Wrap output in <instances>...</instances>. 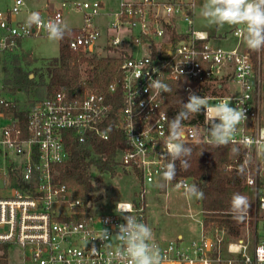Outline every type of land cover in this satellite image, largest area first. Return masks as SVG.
Instances as JSON below:
<instances>
[{
	"label": "built area",
	"instance_id": "1",
	"mask_svg": "<svg viewBox=\"0 0 264 264\" xmlns=\"http://www.w3.org/2000/svg\"><path fill=\"white\" fill-rule=\"evenodd\" d=\"M198 7V0H120L117 11H108L103 0H88L63 3L41 17L44 24H63L64 11H81L83 25L69 45L71 65L84 74V59L110 52L115 54L110 58L120 60V76L101 87L83 82V92L57 87L30 107L10 100L0 83V264L11 263L15 248L22 264H126V253L118 255L124 252L116 237L117 226L125 223L120 213L116 208L110 214L99 211L91 192L86 197L79 185L61 180V169L75 152L85 148L95 155V141L110 140L117 96L115 125L125 136L118 168L141 179L136 199L117 203L130 204L129 214L146 224L148 185H174L187 194V186L193 185L189 179L163 178L169 162L162 155L171 121L168 92L148 89L150 79L180 84L186 100L194 92L210 104L230 100V106L245 111L246 120L228 144L240 149L245 183L255 198L238 237L207 226L204 218L200 239L187 245L182 239H152L162 264H264V49L214 45L208 32L195 28ZM30 14L25 0H0V53L19 49L26 38L48 34L44 24L30 31L23 27L22 18ZM233 34L242 39L238 28ZM207 127L204 115L183 123L181 142L209 144ZM104 229L110 237L103 240Z\"/></svg>",
	"mask_w": 264,
	"mask_h": 264
},
{
	"label": "trees",
	"instance_id": "2",
	"mask_svg": "<svg viewBox=\"0 0 264 264\" xmlns=\"http://www.w3.org/2000/svg\"><path fill=\"white\" fill-rule=\"evenodd\" d=\"M203 1L198 0L199 5H202ZM76 32V29H66L64 38L59 40V56L49 60L47 66L43 67L44 69L41 68L47 74H40V82L32 78L33 72L27 69V66L31 64V57L28 54L20 55L17 52L6 56L3 65V83L8 93L16 95L18 92H26L29 96L33 94L34 97H38L41 95L40 89L43 86L46 87L47 96L54 87H65L70 92L77 90L83 92V82L91 88L101 87L119 77L120 60L117 58L94 56L84 59L86 62L84 74L80 72L79 67L71 65L73 54L69 45ZM94 74L95 77H93ZM83 77L86 78L83 79ZM47 79L48 82H46ZM169 88L171 91L168 92L167 110L172 119L180 111L181 101L186 103L187 100L180 84L171 83ZM213 93L217 94L218 90H214ZM36 101L29 100V105L25 106L30 107ZM113 106L109 127L110 140L105 142L97 139L95 155L85 148L78 150L71 162L61 169V180L79 185L86 197L92 190L91 170L98 169L115 175L118 168V152L125 149V136L115 125L120 110L119 96L113 98ZM197 119L202 120L203 113L192 115L183 123L188 121L195 123ZM185 145L192 149L190 157L187 158L190 167L184 170L180 166V161L177 160L176 176L172 181L187 178L203 192V198H198V200L201 202L207 226L224 229L232 237L240 236L241 228L245 224V214L253 213L255 208L254 191L247 187L245 170L241 168L243 155L240 149L233 148L229 144L216 146L212 143H187ZM235 157H238L239 161L235 162ZM230 166L233 168L229 169ZM234 193L243 194L248 198L249 207L242 212H233L231 209V198Z\"/></svg>",
	"mask_w": 264,
	"mask_h": 264
},
{
	"label": "clouds",
	"instance_id": "3",
	"mask_svg": "<svg viewBox=\"0 0 264 264\" xmlns=\"http://www.w3.org/2000/svg\"><path fill=\"white\" fill-rule=\"evenodd\" d=\"M201 15L213 25L223 27L225 24L237 26L243 42L248 49L259 51L264 49V0H206L202 6ZM44 24L38 12L31 13L23 27L31 30L33 26ZM49 40H61L65 36L66 25L59 21H48L44 24ZM203 35V34H199ZM148 89L157 93L169 92V86L158 79H150ZM205 117L207 133L210 143L216 146L227 145L237 126L246 120L245 111L230 106V100L210 104L208 99L190 92L187 102L181 101V109L169 122V133L163 144V156L169 162L163 173L166 181H172L176 176V161L187 170L190 165L187 158L192 149L183 141L182 123L192 115L201 114ZM187 194L196 198H203V192L195 185L187 186ZM249 207L247 196L234 193L231 198L233 212H242ZM131 205L117 203L116 212L120 213L125 223L118 225L116 237L123 242V253L126 264H162L161 254L150 242L153 239L152 229L144 223L138 222L130 213ZM110 237L104 229L101 239ZM95 249L93 248V251Z\"/></svg>",
	"mask_w": 264,
	"mask_h": 264
},
{
	"label": "rangeland",
	"instance_id": "4",
	"mask_svg": "<svg viewBox=\"0 0 264 264\" xmlns=\"http://www.w3.org/2000/svg\"><path fill=\"white\" fill-rule=\"evenodd\" d=\"M88 0H25L28 9L33 12H40L44 17L47 12H52L60 7L63 3L82 4ZM91 1V0H89ZM108 11H117L120 0H103ZM206 0L204 1V3ZM203 3V4H204ZM202 5H199L196 11L195 28L209 33L212 37L211 42L214 45L226 49L236 47H245L243 39L234 36L233 32L237 26L225 24L223 27L210 24L202 15ZM63 25L66 28H80L83 25V13L78 10H66L63 12ZM99 20V19H98ZM21 46L12 52L0 53V83L4 82V60L10 53H23L31 57V64L27 66L32 71L31 77L41 81L40 74L46 73L41 68L47 66V62L59 56V40H49L48 34L41 36H32L20 41ZM264 52V51H263ZM136 53H140L137 51ZM103 57H114V53H104ZM102 57V56H101ZM40 69V70H39ZM44 69V68H43ZM86 69V66L84 67ZM264 72V66L262 67ZM47 74V73H46ZM264 75V74H263ZM47 77V76H46ZM264 80V76H263ZM48 82V79L46 80ZM54 87L50 94L56 89ZM41 95L34 97L29 96L26 92H18L16 95H10V100H18L24 105H29V100H41L47 96L46 87H41ZM214 91L209 89V93ZM228 93L229 90H223ZM224 94V93H222ZM49 95V94H48ZM25 102V103H24ZM262 117L264 123V94L261 101ZM252 157V156H251ZM91 178L93 197L96 198V208L105 213L115 212L116 203L121 201L135 200L137 191L140 189L141 179L130 170L117 168L116 174L101 173L98 169L92 171ZM147 216L149 227L152 229L153 237L161 238L167 241H178L180 236L186 240L199 237L202 207L201 202L190 194L182 192L177 186L171 185L166 189L165 186L148 185L147 186ZM194 217H190V215ZM254 227H251V229ZM192 241V240H191ZM191 241H185L188 244ZM19 251L14 249L12 261L10 264H22L18 260Z\"/></svg>",
	"mask_w": 264,
	"mask_h": 264
},
{
	"label": "crops",
	"instance_id": "5",
	"mask_svg": "<svg viewBox=\"0 0 264 264\" xmlns=\"http://www.w3.org/2000/svg\"><path fill=\"white\" fill-rule=\"evenodd\" d=\"M205 1V0H204ZM204 1H203V3H204ZM57 9V8H56ZM31 11V13H33V11L32 10H30ZM41 12V11H40ZM39 11H38V13H40ZM27 17L28 16H24L22 19H27ZM66 29H73V28H66ZM77 29H79V28H76V31H77ZM236 30V29H235ZM234 30V31H235ZM77 33V32H76ZM160 187V186H159ZM198 199V198H197ZM202 207V206H201ZM202 214H203V211H202ZM190 217H194V215H190ZM195 218V217H194ZM204 219V215H203V217H202V219H201V221ZM201 221H199V225H200V222ZM146 225L147 226H149V221H148V216L146 217ZM200 237H201V226H200V230H199V237L198 238H195V239H191L192 241H194V240H198V239H200ZM153 239H156V240H161V241H164V242H170V241H167V240H164V239H161V238H158V237H156V238H154L153 237ZM178 239H182L183 240V245H187L188 243L187 242H185V241H191V240H185L184 238H183V236H180Z\"/></svg>",
	"mask_w": 264,
	"mask_h": 264
}]
</instances>
